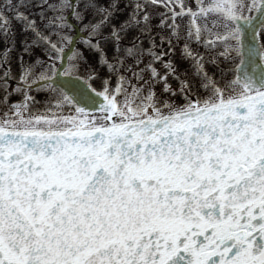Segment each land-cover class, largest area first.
Returning <instances> with one entry per match:
<instances>
[{"label":"snow or ice","instance_id":"obj_1","mask_svg":"<svg viewBox=\"0 0 264 264\" xmlns=\"http://www.w3.org/2000/svg\"><path fill=\"white\" fill-rule=\"evenodd\" d=\"M0 264H264V0H0Z\"/></svg>","mask_w":264,"mask_h":264},{"label":"rangeland","instance_id":"obj_2","mask_svg":"<svg viewBox=\"0 0 264 264\" xmlns=\"http://www.w3.org/2000/svg\"><path fill=\"white\" fill-rule=\"evenodd\" d=\"M152 11H153V12H163L164 9H163L162 7H160V8H154V9H152ZM153 22L155 23V20H154ZM80 42H81L80 37H77V45H80ZM145 44L147 45V40H145ZM194 47H195V46H194ZM199 50H200V51H203L202 48L199 49ZM176 60H177L178 63L180 64V68H181V70H183V69L187 66L186 62H181L180 59H179V49H177ZM13 99L15 100L16 97H13ZM38 99H43V96H42V95H38Z\"/></svg>","mask_w":264,"mask_h":264}]
</instances>
